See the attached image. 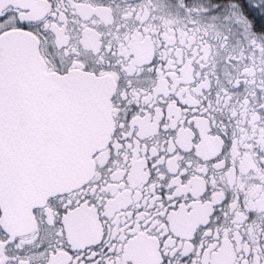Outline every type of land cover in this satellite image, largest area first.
Returning <instances> with one entry per match:
<instances>
[{
    "label": "snow or ice",
    "instance_id": "6c2138e0",
    "mask_svg": "<svg viewBox=\"0 0 264 264\" xmlns=\"http://www.w3.org/2000/svg\"><path fill=\"white\" fill-rule=\"evenodd\" d=\"M0 264H264V0H0Z\"/></svg>",
    "mask_w": 264,
    "mask_h": 264
}]
</instances>
